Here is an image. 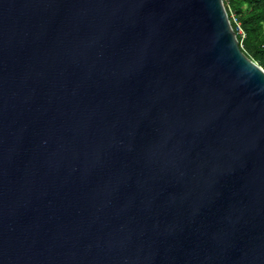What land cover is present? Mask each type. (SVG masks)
<instances>
[{"label":"water","instance_id":"95a60500","mask_svg":"<svg viewBox=\"0 0 264 264\" xmlns=\"http://www.w3.org/2000/svg\"><path fill=\"white\" fill-rule=\"evenodd\" d=\"M0 264H264V71L223 0H0Z\"/></svg>","mask_w":264,"mask_h":264},{"label":"trees","instance_id":"16d2710c","mask_svg":"<svg viewBox=\"0 0 264 264\" xmlns=\"http://www.w3.org/2000/svg\"><path fill=\"white\" fill-rule=\"evenodd\" d=\"M231 27L236 33L233 14L244 34L242 52L264 71V0H223ZM237 34V33H236ZM240 44L241 37L237 34Z\"/></svg>","mask_w":264,"mask_h":264},{"label":"built area","instance_id":"2783aa9c","mask_svg":"<svg viewBox=\"0 0 264 264\" xmlns=\"http://www.w3.org/2000/svg\"><path fill=\"white\" fill-rule=\"evenodd\" d=\"M233 17H234V16L231 14V15H230V18H232L233 23L236 24V29H235V30H236V33L241 37V41H240L239 47H240L241 49H243V46H242V40L244 39V34H243L242 30H241L240 27H239V23H238L237 20L234 19Z\"/></svg>","mask_w":264,"mask_h":264},{"label":"rangeland","instance_id":"374dc122","mask_svg":"<svg viewBox=\"0 0 264 264\" xmlns=\"http://www.w3.org/2000/svg\"><path fill=\"white\" fill-rule=\"evenodd\" d=\"M233 15V14H232ZM234 16V15H233ZM234 19H237L235 16L233 17ZM231 20H232V18H231ZM233 21V20H232Z\"/></svg>","mask_w":264,"mask_h":264}]
</instances>
